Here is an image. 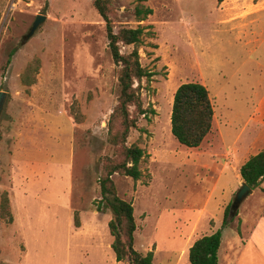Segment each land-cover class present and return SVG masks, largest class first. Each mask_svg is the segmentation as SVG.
Returning a JSON list of instances; mask_svg holds the SVG:
<instances>
[{
	"label": "rangeland",
	"instance_id": "rangeland-1",
	"mask_svg": "<svg viewBox=\"0 0 264 264\" xmlns=\"http://www.w3.org/2000/svg\"><path fill=\"white\" fill-rule=\"evenodd\" d=\"M110 2L114 31L143 28L136 48L141 65L154 72L140 83L143 108L154 112L137 116L127 138L145 152L142 175L112 178L134 207L135 248L154 251L157 243L153 263L173 264L167 248L221 227L225 184L214 185L211 166L221 158L202 151L220 147L219 132L227 146L241 133L249 156L264 149V0ZM136 6L153 11L139 20ZM38 15L46 17L25 39ZM107 42L93 0H0V202L7 192L12 215L11 222L0 217V264H128L110 247V211L97 208L101 158L116 153L107 121L119 66ZM133 47L120 44L123 53ZM36 58V80L26 85L21 76ZM188 81L208 88L214 109L197 148L170 130L174 92ZM263 195L264 179L243 201L254 206ZM239 209L228 228L238 227Z\"/></svg>",
	"mask_w": 264,
	"mask_h": 264
},
{
	"label": "trees",
	"instance_id": "trees-1",
	"mask_svg": "<svg viewBox=\"0 0 264 264\" xmlns=\"http://www.w3.org/2000/svg\"><path fill=\"white\" fill-rule=\"evenodd\" d=\"M222 1L217 0L218 3ZM93 6L105 23L107 46L113 62L119 66L117 104L107 121L108 139L116 148V153L113 157L101 158L98 178L100 197L97 208L107 209L111 213L108 229L113 240L110 247L117 262L154 264L152 250L143 253L135 248L134 233L137 225L134 207L132 202L118 195L112 178L114 174H119L138 180L142 175L139 163L145 157V152L135 144L127 145V138L131 129L138 127L137 116H147L149 112H154L151 108H143L140 94L141 81L143 79L149 81L154 72L144 68L139 60L136 46L141 42L143 28L121 26L114 31L110 0H93ZM152 11L150 7H135V15L139 20L145 19ZM120 44L134 47L130 52L123 53ZM17 49L14 47L8 52L6 66ZM39 66L38 58L27 65L21 76L24 84L31 85L35 82ZM135 82L138 83L137 86ZM213 118L212 100L208 88L203 83L188 81L176 88L170 114V130L180 144L187 147L199 146L211 131ZM239 173L242 182L251 189L259 186L264 179V149L250 155L239 167ZM231 201L224 209L221 227L210 234L196 238L189 247L188 260L191 264H218L222 229L233 220L229 213ZM0 217L7 222L12 221L7 192L1 194Z\"/></svg>",
	"mask_w": 264,
	"mask_h": 264
},
{
	"label": "crops",
	"instance_id": "crops-1",
	"mask_svg": "<svg viewBox=\"0 0 264 264\" xmlns=\"http://www.w3.org/2000/svg\"><path fill=\"white\" fill-rule=\"evenodd\" d=\"M223 2H225V0L221 3ZM261 122L262 118L258 120V123H255L256 128L258 125H261L259 124ZM218 134L220 147H209L207 150H203L202 152L215 155L217 154L221 158L219 161H214V164L211 166L213 170L217 171L216 177L213 178L214 185L219 181L223 182L222 187L225 184V188L223 189V200L220 203V210L223 215L226 205L234 197V184L240 185V182H242L239 167L249 157L247 154L249 148H244L245 145L239 144L241 133H238L233 137L230 146L225 145L226 141L224 133L219 132ZM254 138V141H256L257 136L254 135ZM244 201L240 204L237 216L238 227L228 228V225L222 229L221 242L218 249V264H221L222 261L224 264H264V211L259 208V204L262 205V209L264 208V195L261 196V199L254 206H251L252 204L245 203ZM210 216L215 219L212 214H210ZM212 222L214 223L212 226L213 228L215 226V220ZM229 229H232V231L229 232ZM212 232L214 231H211L210 233ZM226 233H228V235L225 238ZM193 242L194 241L187 243L185 241L183 245L176 249L167 248L166 257L171 259L173 264H180L182 261H184L185 264H191L189 260H183V256L188 254L189 247ZM157 248L158 246L156 243L154 251L152 250L153 260Z\"/></svg>",
	"mask_w": 264,
	"mask_h": 264
},
{
	"label": "water",
	"instance_id": "water-1",
	"mask_svg": "<svg viewBox=\"0 0 264 264\" xmlns=\"http://www.w3.org/2000/svg\"><path fill=\"white\" fill-rule=\"evenodd\" d=\"M46 16L38 15L34 22L32 23L31 27L29 28L27 34L24 36L25 39L31 37L35 30L37 29L38 25L45 19ZM6 98V92L0 91V115L4 107V102ZM252 189L248 186L245 182L241 183L240 188L235 192L234 197L230 204V216L233 217L236 215L237 210L242 203V201L251 193Z\"/></svg>",
	"mask_w": 264,
	"mask_h": 264
}]
</instances>
